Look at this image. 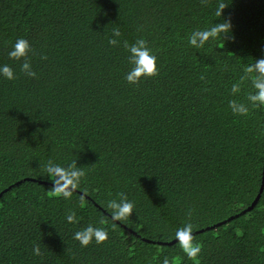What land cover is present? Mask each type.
Wrapping results in <instances>:
<instances>
[{
	"label": "trees",
	"instance_id": "trees-1",
	"mask_svg": "<svg viewBox=\"0 0 264 264\" xmlns=\"http://www.w3.org/2000/svg\"><path fill=\"white\" fill-rule=\"evenodd\" d=\"M225 20L224 40L188 45ZM17 38L31 44L35 78L7 56ZM140 38L158 74L129 84L124 42ZM259 58L264 0H0V64L16 74L0 77V264H264V189L240 214L261 184L264 108L228 107L247 103L250 81L231 85ZM49 160L83 168L70 198L53 195ZM120 193L135 207L116 222L107 203ZM185 223L197 260L158 244ZM88 224L109 239L81 247L72 235Z\"/></svg>",
	"mask_w": 264,
	"mask_h": 264
},
{
	"label": "clouds",
	"instance_id": "clouds-1",
	"mask_svg": "<svg viewBox=\"0 0 264 264\" xmlns=\"http://www.w3.org/2000/svg\"><path fill=\"white\" fill-rule=\"evenodd\" d=\"M226 5L220 4L216 11L218 18L222 15V10ZM216 21V20H215ZM231 25L227 20L221 23H212L203 29H194L187 37V43L195 49L202 48L210 38L215 39L218 35L224 40L230 32ZM121 33L119 29H113L108 44L115 46L119 43L118 38ZM124 48L127 52V61L130 65L129 70L125 73L124 79L129 84H136L142 77H153L158 74L157 56L151 51L147 45V41L143 38L135 40L129 44L124 42ZM31 44L25 38H17L12 44L7 56L10 60L21 61L20 70L28 77L35 78L36 73L32 70V65L28 59L31 52ZM243 75L240 81L231 85V93L237 94L240 91L241 82L248 79L251 84L252 91L246 96L247 103L238 102L235 99L228 101V107L233 115L246 116L249 108H264V58L255 59L254 63L246 65L243 69ZM252 74V75H250ZM0 77L12 81L16 79V74L9 64H0ZM46 177L52 182V193L55 196L68 199L71 197L79 185L81 179L85 176L82 167L77 166L76 160L67 166H61L49 160L45 165ZM134 203L129 200L124 193L119 194L118 199H111L107 203V208L111 209L110 218L113 221H122L126 217H130L134 211ZM66 222L77 223L75 214L71 213L66 216ZM193 226L191 223H185L178 227L174 233V239L179 249L190 260H197L202 251V246L198 242H194ZM72 238L79 243L81 247H87L93 242L97 245L106 242L109 239L107 228L96 227L88 224L73 232ZM33 252L40 255L38 245L33 246ZM162 264H172L168 257H164Z\"/></svg>",
	"mask_w": 264,
	"mask_h": 264
},
{
	"label": "water",
	"instance_id": "water-1",
	"mask_svg": "<svg viewBox=\"0 0 264 264\" xmlns=\"http://www.w3.org/2000/svg\"><path fill=\"white\" fill-rule=\"evenodd\" d=\"M7 189H10V188H7ZM263 189H264V165H263V168H262V176H261V184H260V187H259V190H258V194L256 195V197L254 198V200L251 202V204L245 209V210H243L240 214H243V213H245L246 211H250L251 209H253L255 206H256V204H257V202H258V200H259V198H260V195H261V193H262V191H263ZM4 191H6V190H4ZM2 193L3 192H0V196L2 195ZM231 218H228L226 221H228V220H230ZM222 223H225V221H223V222H220V223H218V224H215L214 226H212V228H215V227H217V226H219L220 224H222ZM203 230H200V231H198V233L199 232H202ZM176 241L175 240H172V241H169V242H159L158 244H163V245H171V244H174Z\"/></svg>",
	"mask_w": 264,
	"mask_h": 264
}]
</instances>
